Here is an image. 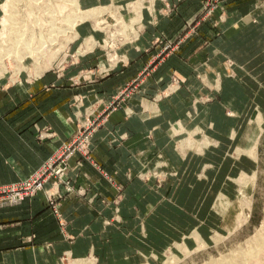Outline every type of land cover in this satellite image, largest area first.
Wrapping results in <instances>:
<instances>
[{
  "label": "crops",
  "instance_id": "crops-1",
  "mask_svg": "<svg viewBox=\"0 0 264 264\" xmlns=\"http://www.w3.org/2000/svg\"><path fill=\"white\" fill-rule=\"evenodd\" d=\"M81 1L85 5L109 2L79 0V3ZM224 1L210 10L213 13L208 18L201 20L200 34L189 37L173 54L166 53L156 60L135 87L127 91L123 92L124 88L151 62V54L144 51L150 48L154 36L165 34L169 39L176 34L188 17L197 14L200 0H144L147 26L135 46L125 44L120 49L127 60H135L129 63L130 67L117 65L108 70V74L96 75L90 80L74 79L76 70L48 71L32 80L20 81L22 77H19L17 84L0 88V187L34 174L51 155L73 141L86 122H92L90 160L74 152L68 157L63 179L55 182V177L50 175L43 188L25 196L20 203L0 201V264H56L67 251L74 257L91 254L103 264L129 261L137 264L135 255L128 254L126 248L129 244L137 247V239L139 244L148 246L138 250L144 255L169 245L175 236L185 235L183 228L187 223L180 221L179 214L187 218L191 205L185 196H177L190 186L198 187L199 182L194 181L197 174L193 168L188 169V181L185 179L183 166L187 158L179 157L170 137L172 120L182 122L181 91L173 90L159 99L154 96L178 67L183 70L177 73H182L184 85L195 82L197 76L192 65L200 63L204 70L199 71L201 80L211 81L204 66L209 64L210 50L225 40L221 33L228 35L226 43L229 45L239 39L244 48L255 43L264 51V43H261L264 0ZM168 3L172 7L167 10ZM248 15L253 16L252 20L240 29L241 19ZM243 31L246 32L240 36L239 32ZM93 48L82 56H93L94 50L97 51ZM218 77L222 87L225 83L222 80L227 79L220 74ZM255 101L258 102L256 108L263 111L264 101ZM199 108L200 114L210 112L206 106ZM211 122V129L215 130L214 120ZM213 136L218 135L213 132ZM218 142L222 143L219 137ZM157 151L178 167L179 174L168 176L161 185L155 186L150 180H140L136 173ZM188 158L197 161L199 156L193 154ZM203 158L209 159L205 154ZM48 190H54L55 198L51 203L47 201ZM115 201H120L117 220ZM171 208L179 213L176 226L180 232L175 235L166 230L171 228L170 219L161 216V213H172ZM132 239L135 242L130 243Z\"/></svg>",
  "mask_w": 264,
  "mask_h": 264
},
{
  "label": "rangeland",
  "instance_id": "rangeland-1",
  "mask_svg": "<svg viewBox=\"0 0 264 264\" xmlns=\"http://www.w3.org/2000/svg\"><path fill=\"white\" fill-rule=\"evenodd\" d=\"M6 1L0 0V88L17 84L19 77H22L20 81L24 80L23 78L32 80L37 75L48 71L58 73L65 69L76 70L73 73L74 79L79 77L90 80L93 76L108 74L107 72L113 70L117 65L125 64L130 67L128 66L129 63L135 60H127L125 53H121L120 49L125 44H134L135 46L136 41L140 40V36H142L144 28L147 26H145L144 19L146 16L143 10L145 8L144 0H126L122 2L109 0L106 3L86 5L81 1L83 9H93L94 12H92V15L85 17H81L79 13L75 14L71 4L68 6L72 7L66 6L67 0H57V4L63 2L66 3H62L63 7H67L61 12H55V16H58L57 21L68 16L76 19V24L78 23L75 28L76 33L71 29L69 30L67 24L62 23L59 27L64 26L68 29L66 33L59 36L56 44H50L51 46H49L36 38L30 43L23 40L18 42L15 40V36L5 27ZM55 1L53 0L54 3ZM200 2L197 14L188 17L184 26L176 34L169 36V39L165 34L154 36L151 41V49L147 48L144 51V53L149 52L151 54L149 56L151 62L145 69H141L142 73L134 78L135 80H132L123 92L134 88L139 78L149 71L156 60L161 59L166 53L173 54L175 48L182 45L189 37L200 34L199 24L201 20L208 18L213 13L211 11L221 2L224 4L225 1L200 0ZM19 3L20 5L23 4L20 1ZM24 7L19 8L17 18L20 21L21 19L27 21L28 26L38 29V23L51 20V11L34 10L29 12ZM170 7H172V4L168 3L165 9L168 10ZM252 18V15L242 18L241 22L244 25L239 24L240 29ZM35 19H38L39 22ZM244 32L246 31L239 32L240 36ZM81 33L86 35L83 36ZM76 34H79V36H76ZM221 35L225 40L219 42L221 43L219 47L216 46L215 49L210 50L212 53L209 56V64L204 66L205 73H210L207 74L212 78L211 81L201 80L199 71L204 72V70L202 63H200L198 66L197 64L192 65L193 69L191 68L197 76L195 82L184 85L181 82L182 73L179 74L183 70L178 67L175 68L178 71L171 73L170 80L159 91H156L154 96L159 99L172 93L173 90L181 91L182 122L178 119L172 120L169 125L170 137L179 157L187 158L183 166L186 171L184 173L186 175L185 179L187 178L188 181V169L193 168L192 171L194 170L197 174L194 181L199 182V186H190V189L185 190L184 194L177 196H181V198L185 196L188 204L191 205V208L187 211L189 214L187 218L177 213L173 208H171L172 213H166L167 215L161 213L162 218L168 217L170 219L171 228L166 230L170 234L172 231L174 235L180 232L176 226L178 222L176 218L179 214L180 221L187 223V226L183 228L186 231L185 235L178 238L175 236L174 241L169 245L162 247L157 252L151 254L146 252L147 254L144 255L139 253L138 250L148 248V246L143 243L139 244L140 242L137 239L135 244L137 247L130 244L129 247H126L128 254L135 255L137 261H139L137 264L142 261L141 264H229V260H232V258L233 260H230L231 264H260L262 262L264 264V251L263 254L260 252L261 255L257 253L256 258L258 257L259 260L254 258V261L246 260L243 255L237 256L241 251V254H243L249 251L250 248L255 247L251 242L255 243L257 237L264 234L262 233L264 231V110L257 109V101H255H264V51L255 43L244 48L239 39L234 41L233 45H229L226 43L228 42V35L226 33H221ZM261 43H264V38H262ZM238 44L240 45L237 46ZM60 46L62 47L60 48ZM30 47L35 48V51H37L33 57L30 56L31 53L30 55L28 53ZM55 47L57 48L54 49ZM93 47L97 50H94L96 53L93 56H82L87 51L94 49ZM155 47H158V50ZM56 50H59V52L58 55L54 56L53 52ZM18 52L19 56L17 55ZM48 53L49 55H47ZM144 58L146 57H142V59ZM91 62L93 65H91ZM137 66L138 63L135 64V67ZM78 73L82 74L75 76ZM219 74L222 78L226 77L227 79V81L222 80L223 83L225 82L222 87L218 77ZM89 76L91 77L89 78ZM226 103L231 104V107ZM202 105L206 106L210 112L200 114L199 107H202ZM213 120L216 124L214 126L215 130L211 129L213 126L211 121ZM191 122L194 125H187ZM90 123L92 122H86L72 138H77L79 133H85V136L81 138V142L86 146L88 153H90L89 144L91 140ZM204 125H207V127ZM213 132L214 135L218 136H213ZM218 137L223 144L218 142ZM68 143L70 142L65 145H68ZM74 152L76 153V151H71L69 155ZM193 154L199 156L197 161L195 159L189 161L188 157ZM204 154L210 160L203 158ZM203 159L205 161H202ZM139 168L136 176L140 180H150L155 186L161 185V182L168 176L177 177L179 174L178 167L171 163L170 159L168 160L161 151H157L150 161L142 163ZM201 186L202 189H200ZM53 191L48 190L47 196L49 193H54ZM115 202L116 212L114 215L117 220L119 219L117 213L119 202ZM109 221L110 219H108ZM159 232L158 230V237L160 236ZM133 242L135 241L132 239L130 243ZM247 248L249 249L245 250ZM217 259H220V261L218 262ZM223 260L224 262H222ZM81 261L84 264H103L91 254L84 255V257H74L68 251L61 254L56 264H83L80 263ZM132 263V261H129L127 264Z\"/></svg>",
  "mask_w": 264,
  "mask_h": 264
},
{
  "label": "bare ground",
  "instance_id": "bare-ground-1",
  "mask_svg": "<svg viewBox=\"0 0 264 264\" xmlns=\"http://www.w3.org/2000/svg\"><path fill=\"white\" fill-rule=\"evenodd\" d=\"M22 2L23 4L20 5V3L18 4V2ZM51 1V2H50ZM55 1V0H54ZM67 5L68 6L69 4H71L72 6H68V7H72V10L75 12V14H78L81 15V17H85V16H88V15H92V12H93V9H88V10H85L81 7V4L79 3V0H67ZM63 3V2H62ZM62 3L60 4H57V0L55 1V3L53 2V0H7L6 3H5V6H6V12H7V16L5 15V27H7V29L9 30V32L11 34H13L15 36V40L16 41H25L26 43H30L31 41H33L34 38H36L38 41H43L45 43H47V45L51 46L50 44H56V42L58 41L57 39L59 38V36L63 35L64 33H66V30L69 28V30L71 29V31L73 30V32L76 31V19L74 18H69V16L66 18L64 17L63 19L60 18V20L57 21V17L58 16H55V12L58 11V12H61L64 8H67L66 6L63 7ZM63 4H66V3H63ZM21 6H25L24 9H26L27 11L29 10V12H32L34 10H40L41 12L42 11H51V20H48L43 23H38L39 24V27L38 29L36 30L34 27H31L30 25L28 26L27 25V21L25 22V20L23 21L21 19L18 20L17 18V14L19 13V8H21ZM95 9V8H94ZM96 10V9H95ZM72 11V12H73ZM40 13V12H39ZM84 13L85 15L83 16ZM94 13V12H93ZM58 15V14H57ZM65 15V14H64ZM41 16V15H40ZM50 18V17H49ZM41 19V18H40ZM48 19V18H47ZM83 19V18H82ZM37 22H39L38 19H35ZM61 21V22H60ZM60 22V23H59ZM62 23H65L67 24L68 28L66 29L64 26H60V24ZM37 24V25H38ZM59 24V25H58ZM27 25V26H26ZM34 26V25H33ZM63 27V28H62ZM36 30V31H35ZM76 33V32H75ZM79 36V34H76V36ZM12 37V36H11ZM75 38V37H74ZM40 43V42H39ZM41 44V43H40ZM30 46V45H28ZM48 46V48H49ZM27 47V46H26ZM62 46H60L61 48ZM47 48V47H46ZM44 48V49H46ZM57 47H55L54 49H56ZM59 48V49H60ZM14 49V48H13ZM37 49V48H36ZM39 49V48H38ZM41 50V49H40ZM50 50V49H49ZM61 50V49H60ZM29 55L31 53V57L35 56L36 55V52L35 51V48H32L30 47L29 50ZM45 51V50H44ZM48 51V50H47ZM58 52L59 50H56L54 53V56L55 55H58ZM22 53V52H21ZM45 53V52H44ZM47 53V52H46ZM19 56V52L17 54ZM49 55V53L47 54ZM45 56V55H44ZM43 56V57H44ZM24 57V56H23ZM50 58V57H48ZM47 58V59H48ZM46 60V59H45ZM2 61V60H1ZM42 61H44V59H42ZM47 61V60H46ZM35 62H37L35 60ZM51 62V61H50ZM51 64V63H50ZM23 65V64H22ZM21 69V67H19ZM264 233V231L262 232ZM257 237V236H256ZM255 239V237H254ZM251 241V240H250ZM251 244L255 245V247H252V248H247L245 250H248L247 252L242 253V251L240 252V254H238L237 256L240 257L239 255H243V257H245L246 260H252L254 261V258H256V255L257 253L260 254V252L262 253L264 251V234L263 235H260L259 237H257L255 243H252ZM251 247V246H250ZM257 248V249H256ZM264 253V252H263ZM262 253V254H263ZM261 255V254H260ZM242 257V256H241ZM226 258V257H225ZM224 258V259H225ZM237 258V257H236ZM258 258V257H257ZM256 258V260H257ZM261 258V257H260ZM263 258V257H262ZM240 259H243V258H240ZM212 260V259H211ZM218 260V259H217ZM216 260V261H217ZM227 260V259H226ZM225 260V261H226ZM229 260V259H228ZM231 260V259H230ZM229 260V264H231ZM233 260V258H232ZM231 260V261H232ZM235 260V259H234ZM259 260V258H258ZM84 261V260H82ZM80 262V263H83L84 262ZM214 261V260H213ZM220 261V259L218 260V262ZM241 261V260H240ZM244 261V260H242ZM74 262V261H73ZM76 262V261H75ZM78 262V261H77ZM215 262V261H214ZM224 262V260L222 261ZM227 262V261H226ZM245 262V261H244ZM244 262H241V263H244ZM257 262V261H256ZM87 263V262H86ZM228 263V262H227ZM263 263V262H262ZM260 263V264H262ZM69 264V263H68ZM72 264V263H70ZM75 264V263H74ZM77 264V263H76ZM217 264V263H216ZM219 264V263H218ZM221 264V263H220ZM225 264V263H223ZM235 264V263H233Z\"/></svg>",
  "mask_w": 264,
  "mask_h": 264
},
{
  "label": "built area",
  "instance_id": "built-area-1",
  "mask_svg": "<svg viewBox=\"0 0 264 264\" xmlns=\"http://www.w3.org/2000/svg\"><path fill=\"white\" fill-rule=\"evenodd\" d=\"M84 136L85 133H79L77 138L73 139L68 145H64L59 152L51 155L49 160L31 176L19 180V182L8 183L0 187V196H2L0 201L3 204L20 203L25 196L35 194L38 189L42 188L43 182L50 175H53L56 180L63 179L71 151H76L86 159L90 158L86 146L81 142V138ZM54 198V193H49L47 201L51 203Z\"/></svg>",
  "mask_w": 264,
  "mask_h": 264
}]
</instances>
